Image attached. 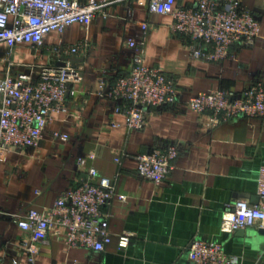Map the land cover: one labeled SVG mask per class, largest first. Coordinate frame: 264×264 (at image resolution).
<instances>
[{
	"label": "crops",
	"instance_id": "0c3cea01",
	"mask_svg": "<svg viewBox=\"0 0 264 264\" xmlns=\"http://www.w3.org/2000/svg\"><path fill=\"white\" fill-rule=\"evenodd\" d=\"M86 1V0H80ZM195 0H181L190 6ZM259 22L252 46L234 45L219 62L192 59L187 42L170 29L172 17L148 13L135 4H114L106 18L96 17L84 27L74 23L62 33L51 32L41 50L21 45L14 63H46L53 50L87 39L89 47L81 82L68 100L67 111L55 115L36 147L0 154V264H29L19 248L22 231L9 215L26 207H50L67 187L87 179L77 157L94 152L90 165L113 180L127 196L115 201L110 220L112 241L102 251L66 248L49 237L39 244L35 264H191L186 247L192 239L220 243L235 264H264V228L231 233L220 230L221 216L244 199L257 204L256 177L264 165V118L237 117L208 127V114L195 113L185 103L201 91H241L264 84V0H242ZM149 24L145 60L173 79L178 100L172 109H152L147 125L129 130L123 114L93 91L99 73H125L135 51L128 38H141V23ZM6 47L0 44V80L6 75ZM11 74H31L24 67ZM67 134V141L54 134ZM173 144L178 156L169 176L159 185L137 176V155L156 146ZM120 155V163L114 158ZM40 194H36V191ZM133 233L128 246L118 249L117 237Z\"/></svg>",
	"mask_w": 264,
	"mask_h": 264
},
{
	"label": "built area",
	"instance_id": "2783aa9c",
	"mask_svg": "<svg viewBox=\"0 0 264 264\" xmlns=\"http://www.w3.org/2000/svg\"><path fill=\"white\" fill-rule=\"evenodd\" d=\"M181 0H0V44L6 47L3 61L6 75L0 80V154L23 152L36 147L46 126L55 115L67 111L68 100L81 82L88 51L87 39L53 50L46 63H14L17 47L26 45L41 50L51 32L62 33L74 23L89 26L96 17L106 18L114 4H135L148 13L172 17L170 29L187 42L192 59L219 62L230 55L234 45L252 46L260 26L242 0H195L182 6ZM150 26L141 23V38H128L124 45L135 51L125 73L107 76L99 73L93 93L121 113L129 130L147 125L152 109L176 107L178 91L172 78L160 67L145 60V39ZM24 67L31 74H11V68ZM186 107L198 114H208V127H215L237 117L264 118V84L255 82L241 91L215 89L191 96ZM67 141V134H54ZM178 156L176 145L156 146L137 155V176L161 184L171 173ZM94 152L80 155L77 166L87 179L65 188L50 207H26L9 215L23 235L19 248L34 263L39 244L49 237L66 248L83 247L102 251L111 243L110 220L115 201L124 203L127 196L116 191L111 178L102 176L89 164ZM120 163V155L114 158ZM40 194V191H36ZM257 204L244 199L233 203L221 216L220 230L231 233L249 227L264 228V165L256 177ZM133 233L123 231L117 237L118 249L128 246ZM191 264H235L220 243L192 239L187 247Z\"/></svg>",
	"mask_w": 264,
	"mask_h": 264
}]
</instances>
